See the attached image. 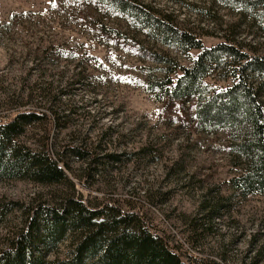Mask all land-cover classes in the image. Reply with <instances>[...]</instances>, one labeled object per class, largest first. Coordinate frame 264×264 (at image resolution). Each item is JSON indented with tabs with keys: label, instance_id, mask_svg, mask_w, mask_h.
<instances>
[{
	"label": "rangeland",
	"instance_id": "1",
	"mask_svg": "<svg viewBox=\"0 0 264 264\" xmlns=\"http://www.w3.org/2000/svg\"><path fill=\"white\" fill-rule=\"evenodd\" d=\"M132 2L206 46L230 42L264 56L260 0ZM155 54L190 64L179 46L105 0H0V118L28 109L58 116L50 134L37 125L21 142L88 152L89 170V159L64 155L76 196L130 202L186 264H264V196L241 198L227 184L243 170L234 134L199 127L195 101H157L154 83L167 66ZM228 71L205 82L227 85ZM70 191L0 182V250L37 204ZM68 253L64 243L48 260Z\"/></svg>",
	"mask_w": 264,
	"mask_h": 264
},
{
	"label": "trees",
	"instance_id": "2",
	"mask_svg": "<svg viewBox=\"0 0 264 264\" xmlns=\"http://www.w3.org/2000/svg\"><path fill=\"white\" fill-rule=\"evenodd\" d=\"M105 1L131 13L163 42L179 46L185 54L198 51L195 56L189 54L190 64L186 66L155 54L158 62L167 66L165 74L154 83L156 99L195 101L199 127L226 129L234 134L237 143L232 149L243 170L227 184L241 198L264 196V56H251L230 42L206 46L176 24L150 15L147 7L132 0ZM223 68L229 70L227 85L205 82L211 71ZM58 121V116L32 109L17 111L6 120L0 118V182L65 185L71 190L55 204L39 203L32 209L21 230L0 250V264H186L130 202L121 205L98 198L84 202L76 196L66 175L69 167L64 155L69 152L79 159H89V170L94 159L88 152L68 146L53 153L49 139L40 140L36 148L21 142L37 125L47 127L45 132L50 134L51 128L59 126ZM118 158L105 156L107 162ZM64 243L68 256L48 260Z\"/></svg>",
	"mask_w": 264,
	"mask_h": 264
},
{
	"label": "snow or ice",
	"instance_id": "3",
	"mask_svg": "<svg viewBox=\"0 0 264 264\" xmlns=\"http://www.w3.org/2000/svg\"><path fill=\"white\" fill-rule=\"evenodd\" d=\"M125 67H127V66H125Z\"/></svg>",
	"mask_w": 264,
	"mask_h": 264
}]
</instances>
